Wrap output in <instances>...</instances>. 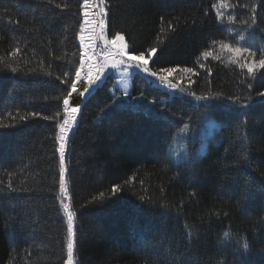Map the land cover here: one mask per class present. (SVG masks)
Segmentation results:
<instances>
[{
    "label": "trees",
    "instance_id": "trees-1",
    "mask_svg": "<svg viewBox=\"0 0 264 264\" xmlns=\"http://www.w3.org/2000/svg\"><path fill=\"white\" fill-rule=\"evenodd\" d=\"M228 2L218 20L217 0H106L107 37L123 34L147 59L156 48L149 70L177 68L169 82L181 91L137 73L125 97L108 74L85 101L65 149L73 264H264V69L249 77L220 48L251 47L260 59L264 0ZM83 11V0H0V123L10 125L0 128V264H67L55 135ZM209 120L219 128L205 153L196 145L176 163V136Z\"/></svg>",
    "mask_w": 264,
    "mask_h": 264
},
{
    "label": "snow or ice",
    "instance_id": "snow-or-ice-1",
    "mask_svg": "<svg viewBox=\"0 0 264 264\" xmlns=\"http://www.w3.org/2000/svg\"><path fill=\"white\" fill-rule=\"evenodd\" d=\"M49 4H53L54 0H47ZM54 6L56 8H61L59 3H55ZM228 0H217V3L213 4V8L216 9V18L218 20H223L224 12L221 9H228L232 7ZM84 11L83 15V23L79 28V41L80 46L83 48V52L80 54L79 67L74 72V79H68L69 73L65 72V79H61V83H69L70 91H67L66 95L62 100L63 114L64 119L62 122L58 123V132L55 135L56 141H58L59 147L57 151L59 152V191L61 197V206L63 208V212L67 217V264H73V254H74V218L75 213L70 210L68 204L63 203V200L68 197V190L65 181V149L66 143L68 139V133L70 131L72 123L75 121L76 115L80 112L79 106H72L71 101L73 98V93H76L80 97H84L86 93L95 85L103 76L106 68H118L121 65H125L124 73L127 74L128 69L135 67L140 69L141 72L145 73L149 77H155L156 80L160 81L162 84H165L167 87L176 88L175 84L169 83V74L175 73L177 68H164L161 69L160 72H153L149 70L148 67V59L156 53V48H150L147 52V57L144 52L139 54H130L129 45L125 41V36L120 33H116L112 39H106L104 36V31L106 28L105 17L107 16V8H106V0H99V4L96 5L97 11L94 13H90V9L93 5L90 3V0H83ZM244 7H248L249 12L252 13L251 20L253 24L256 21V6L253 4L252 6L244 5ZM100 17L97 21L94 17ZM228 23L233 24L236 23V19L234 16H228ZM242 24L247 25L248 21H241ZM99 26L100 33L97 34L96 26ZM99 39L104 43V57L103 63L94 62L93 54L94 49L96 47V40ZM241 41L245 40V36L241 35L239 37ZM109 46H111L109 48ZM220 48L229 55V62L232 64H237L241 69H246L249 77H254V74L257 70L264 69V52L261 53L260 59H256V51L251 47H242V46H233L231 43H220ZM21 49L19 47L15 48L11 55L15 57ZM204 57L207 58L212 55L211 52H204ZM251 57V59H248ZM217 58L218 57H214ZM243 61V62H242ZM143 62V63H141ZM0 63H3V59L0 58ZM88 64V69L85 71V65ZM11 71L15 73L17 69L15 67H11ZM203 67V65H201ZM184 72H192L190 68L182 69ZM60 79V77H57ZM85 83H81V82ZM86 84V86H85ZM78 85L80 87L78 88ZM127 95V93H125ZM260 96H264V92L259 93ZM211 97L208 96H198L197 100H207ZM32 115H37L33 113ZM60 115L59 112L55 113V116L58 117ZM45 120L54 119L55 117L43 116ZM21 120L26 119L25 117H20ZM10 125L0 123V128L9 127ZM8 188L12 191L16 189L12 187L11 183L8 184ZM119 191L118 187H113L112 192L116 193ZM143 199V197H141ZM229 231H224L223 238L227 240L229 238ZM244 251L249 250V244L247 242L242 245Z\"/></svg>",
    "mask_w": 264,
    "mask_h": 264
},
{
    "label": "rangeland",
    "instance_id": "rangeland-1",
    "mask_svg": "<svg viewBox=\"0 0 264 264\" xmlns=\"http://www.w3.org/2000/svg\"><path fill=\"white\" fill-rule=\"evenodd\" d=\"M96 2H98V4H99V0H96ZM104 36L106 39H109L107 37L106 31H104ZM125 41H126V38H125ZM101 42L104 46L103 41H101ZM129 52H130V50H129ZM154 57H155V54L151 57V59H148V67H149L150 61ZM93 58H94V56H93ZM97 62L103 63V60L100 58H97ZM141 63H143V62H141ZM125 67H126L125 65H121L118 68L108 67L105 69L104 74H105V76L108 74H111V75H114L116 77L115 87L112 91L113 94L120 92L125 97H128L131 93V90H132V82H133V78H134L135 74L140 73V74L145 75L146 77H147V75L145 73L141 72L140 69H137L135 67L129 68L127 74H125L124 73ZM87 69H88V64H87L86 71H87ZM104 74H103V76H104ZM103 76H101V79L103 78ZM81 83H85V82L82 81ZM85 86H86V84H85ZM179 90L181 91V88L176 86V91H179ZM125 93H127V95H125ZM84 98L85 97H80L77 94H75L73 100L71 101V105L80 107V104ZM77 116H78V114L76 115L75 121L72 123L71 128H72L73 124H75V122L77 120ZM71 128H70V131H71ZM217 128H219V126L213 120H209L208 122L205 123L204 127L197 129V130H192L189 126L185 127L184 130L180 134H178V136H176V138L174 139V142H173L171 150H170L171 158L176 163H179V162L186 160L187 158L192 156L191 154L193 153L196 145H198V152L200 154L205 153L207 146H208V143H209V139L214 136L215 130ZM70 131H69V133H70ZM69 133H68V136H69Z\"/></svg>",
    "mask_w": 264,
    "mask_h": 264
},
{
    "label": "built area",
    "instance_id": "built-area-1",
    "mask_svg": "<svg viewBox=\"0 0 264 264\" xmlns=\"http://www.w3.org/2000/svg\"><path fill=\"white\" fill-rule=\"evenodd\" d=\"M90 3L93 5V7L89 10L90 11V13H94V12H96L97 11V8H96V5L98 4V2H96V0H90ZM106 8H107V5H106ZM85 10V9H84ZM94 19L95 20H99L100 19V17H94ZM105 24L107 25V16L105 17ZM99 30V26L97 25L96 26V30ZM105 31H106V28H105ZM99 33H100V30H99ZM98 33V34H99ZM95 44H96V47H95V49H94V54H93V56H94V58H93V61L94 62H97V58H100V59H102L103 60V57H104V55H105V53H104V46H103V44H102V42H101V40H99V39H97L96 40V42H95ZM111 46H109V48H110ZM147 77H149V76H147ZM150 79H152L151 77H149ZM100 82H101V80H99L97 83H96V85H93V87L89 90V92L88 93H86L85 94V98L83 99V100H85V99H87L94 91H95V89L97 88V86L100 84ZM161 85L165 88V87H167L165 84H162L161 83ZM168 89L171 91V92H179V91H176V88L175 89H173V88H170V87H168ZM82 100V101H83ZM81 109H82V102H81V104H80V112H81ZM80 112L78 113V116H77V120H76V122H75V124H73V126H72V128H71V131H70V133H69V135L72 133V131H73V129L75 128V125L77 124V121H78V117H79V114H80ZM68 138H69V136H68ZM68 140V139H67Z\"/></svg>",
    "mask_w": 264,
    "mask_h": 264
},
{
    "label": "water",
    "instance_id": "water-1",
    "mask_svg": "<svg viewBox=\"0 0 264 264\" xmlns=\"http://www.w3.org/2000/svg\"><path fill=\"white\" fill-rule=\"evenodd\" d=\"M86 100H87V99H85V100L82 101V106L84 105V103H85Z\"/></svg>",
    "mask_w": 264,
    "mask_h": 264
},
{
    "label": "bare ground",
    "instance_id": "bare-ground-1",
    "mask_svg": "<svg viewBox=\"0 0 264 264\" xmlns=\"http://www.w3.org/2000/svg\"><path fill=\"white\" fill-rule=\"evenodd\" d=\"M99 30H100V28H99ZM99 30L98 29L96 30L97 34L99 33Z\"/></svg>",
    "mask_w": 264,
    "mask_h": 264
},
{
    "label": "crops",
    "instance_id": "crops-1",
    "mask_svg": "<svg viewBox=\"0 0 264 264\" xmlns=\"http://www.w3.org/2000/svg\"><path fill=\"white\" fill-rule=\"evenodd\" d=\"M106 73H107V72H106ZM104 77H105V74H104L103 78H104ZM103 78H102V79H103ZM102 79H101V80H102Z\"/></svg>",
    "mask_w": 264,
    "mask_h": 264
}]
</instances>
